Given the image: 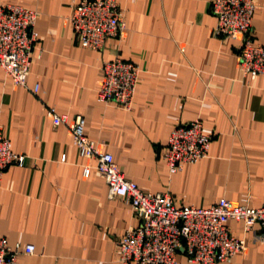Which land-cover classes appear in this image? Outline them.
I'll use <instances>...</instances> for the list:
<instances>
[{"label": "crops", "instance_id": "0c3cea01", "mask_svg": "<svg viewBox=\"0 0 264 264\" xmlns=\"http://www.w3.org/2000/svg\"><path fill=\"white\" fill-rule=\"evenodd\" d=\"M79 1L0 0L38 13L28 88L15 86L0 66V130L26 157L0 185V237L35 247L17 264H119V241L139 224L125 199L109 197L69 127L53 125L51 108L69 122L83 116L88 138L144 192L169 193L179 206L208 208L224 199L262 207L264 75L244 77L242 43L216 33L213 0H115L125 31L100 52L75 41L69 17ZM255 3L250 35L264 47V0ZM115 59L141 69L130 111L98 102L104 64ZM195 120L212 138L209 155L172 175L163 159L168 139ZM230 227L249 248L223 264H264L260 227L246 235L241 223ZM177 264L194 263L180 253Z\"/></svg>", "mask_w": 264, "mask_h": 264}, {"label": "built area", "instance_id": "2783aa9c", "mask_svg": "<svg viewBox=\"0 0 264 264\" xmlns=\"http://www.w3.org/2000/svg\"><path fill=\"white\" fill-rule=\"evenodd\" d=\"M255 0H213L212 12L217 18L216 33L242 43L237 64L244 77L255 80L264 75V47L251 38ZM38 13L18 6H0V66L17 87L28 88L33 64V48L38 41L35 25ZM69 21L76 43L83 49L102 51L110 38L120 39L125 20L115 0H80L72 6ZM140 67L115 59L104 64L103 82L98 93L102 105H117L125 111L133 107ZM39 86L34 88L38 93ZM53 125H67L74 145L82 157L96 162V171L105 179L111 199H125L139 220L119 241V264H177L183 253L194 264H223L248 251L245 237H237L230 223H241L244 234L260 227L257 240L264 243V205L252 208L228 200L208 207L179 206L169 193L142 191L126 179L110 153H104L86 134V120L77 116L69 122L54 108L49 109ZM212 138L205 134L201 120L176 126L169 139L163 159L172 175L187 164L208 157ZM26 157L12 151L10 140L0 130V185L6 170L24 166ZM85 168V177L90 176ZM33 245L17 243L10 246L0 237V264H17L22 254L33 255Z\"/></svg>", "mask_w": 264, "mask_h": 264}]
</instances>
